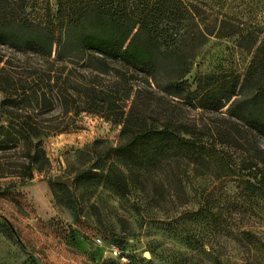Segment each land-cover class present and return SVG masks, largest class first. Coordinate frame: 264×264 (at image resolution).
<instances>
[{
    "label": "rangeland",
    "instance_id": "374dc122",
    "mask_svg": "<svg viewBox=\"0 0 264 264\" xmlns=\"http://www.w3.org/2000/svg\"><path fill=\"white\" fill-rule=\"evenodd\" d=\"M190 1L197 19L187 23L183 44L196 43L191 90L202 75H233L239 89L264 44V0ZM24 8L43 21L57 0H26ZM0 59V71L42 65L32 51L1 45ZM254 74L264 80V70ZM174 102L167 118L209 134L214 156L205 162L189 163L173 140L161 162L148 144L126 156L118 151L121 126L60 108L39 117L44 127L70 126L41 139L46 160L32 179L23 177L22 148L1 151L0 264H264V138L228 115L231 102L218 112Z\"/></svg>",
    "mask_w": 264,
    "mask_h": 264
},
{
    "label": "trees",
    "instance_id": "16d2710c",
    "mask_svg": "<svg viewBox=\"0 0 264 264\" xmlns=\"http://www.w3.org/2000/svg\"><path fill=\"white\" fill-rule=\"evenodd\" d=\"M25 1L0 0V45L32 51L42 60L22 73L0 71V152L24 150V178L32 179L46 160L41 139L68 130V123L50 128L39 120L43 112L59 108L66 116L88 113L121 126L125 142L118 151L131 156L134 148L148 144L159 162L172 140L189 163L214 156L206 131L167 118L172 101L213 112L231 102L228 115L264 138V80L254 76L264 70V44L239 89L240 79L233 75H202L191 90L187 77L196 43L184 45L183 38L187 23L197 19L194 1L57 0L54 16L49 9L43 21L26 16ZM121 178L118 188L125 186L126 175Z\"/></svg>",
    "mask_w": 264,
    "mask_h": 264
},
{
    "label": "water",
    "instance_id": "95a60500",
    "mask_svg": "<svg viewBox=\"0 0 264 264\" xmlns=\"http://www.w3.org/2000/svg\"><path fill=\"white\" fill-rule=\"evenodd\" d=\"M54 182L61 185L69 186L71 184L70 179H64L62 176H56Z\"/></svg>",
    "mask_w": 264,
    "mask_h": 264
}]
</instances>
